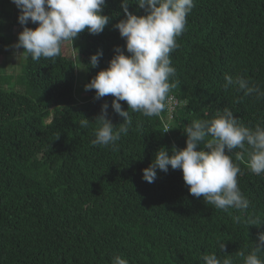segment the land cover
I'll list each match as a JSON object with an SVG mask.
<instances>
[{
    "label": "trees",
    "instance_id": "1",
    "mask_svg": "<svg viewBox=\"0 0 264 264\" xmlns=\"http://www.w3.org/2000/svg\"><path fill=\"white\" fill-rule=\"evenodd\" d=\"M121 2L106 0L102 14L110 19L103 31L85 29L54 60L22 53L18 72L8 75L0 65V264H112L116 255L128 264H203L210 252L242 264L238 253L251 251L264 231V224L245 222L264 220V174L247 168L244 150L229 155L241 168L247 213L192 196L180 169H157L153 183L142 177L161 147L169 154L185 147L184 128L195 119L227 107L246 126L264 121V99L224 87L225 75H239L264 89V0H194L170 54L171 105L145 117L120 101L132 124L113 150L91 144L96 117L105 103L115 127L123 117L112 108L114 97L96 99L85 85L108 66L116 46L128 54L115 27L125 18ZM128 10L145 14L135 2ZM18 15L12 0H0V53L22 31ZM100 53L91 66L90 56ZM84 117L87 128L79 125Z\"/></svg>",
    "mask_w": 264,
    "mask_h": 264
},
{
    "label": "clouds",
    "instance_id": "2",
    "mask_svg": "<svg viewBox=\"0 0 264 264\" xmlns=\"http://www.w3.org/2000/svg\"><path fill=\"white\" fill-rule=\"evenodd\" d=\"M106 0H12L19 10L18 22L22 31L18 33L15 48L23 49L25 58L39 61L42 57L54 60L61 54L62 44L73 43L78 34L85 29L90 34H99L109 23V17L102 14ZM135 2L144 9V15H136L128 10V4ZM194 0H122L124 19L115 27L125 40V51L119 46L108 66L101 69L85 85V90H95V98L111 95L113 110L123 122L117 128L107 118V103L101 106V114L96 117L93 146L117 148L122 135H127L132 120V112L145 117L158 116L172 103L170 91L176 85L170 82L176 69L172 66L170 54L179 47L177 37L186 28L187 17L194 8ZM36 24L29 28L28 22ZM21 53H19L20 55ZM102 53L90 56V64L98 65ZM225 88L236 86L245 96L255 95L257 100L264 99V89L250 83L242 76L233 79L225 75ZM120 101H126L128 110L121 107ZM89 120L79 121L81 128L89 126ZM170 128L166 127L164 131ZM187 134L185 147L171 149V154L161 147L152 163L142 170V177L153 183L157 169L167 172L169 166L180 169L189 193L203 198L208 205L223 211L235 209L247 213L250 201L238 186L237 177L241 168L229 155L234 149L248 153L247 168L256 175L264 174V121L249 127L225 107L217 110L210 119H195L184 128ZM203 143V148L198 145ZM207 149V150H205ZM227 150V154H226ZM236 223L241 216H233ZM247 225L260 226L264 220L248 216ZM258 242L251 251L242 257V264H264L259 253L264 251V231L259 232ZM224 252V242L219 243ZM203 264H234L230 256L220 258L215 252L202 256ZM112 264H128L120 255L113 257Z\"/></svg>",
    "mask_w": 264,
    "mask_h": 264
},
{
    "label": "rangeland",
    "instance_id": "3",
    "mask_svg": "<svg viewBox=\"0 0 264 264\" xmlns=\"http://www.w3.org/2000/svg\"><path fill=\"white\" fill-rule=\"evenodd\" d=\"M18 30H15L13 39L9 45L6 46V52L0 53V65H2L3 70L2 74L3 75H8L12 73V69L14 68V72H18L19 69V62L24 58L22 55L21 48L17 49L15 48V44L18 40ZM65 46L69 49H71V43L66 42ZM72 50V49H71ZM19 53H21L19 55ZM75 56H73L74 59ZM82 80L78 81V84H80Z\"/></svg>",
    "mask_w": 264,
    "mask_h": 264
}]
</instances>
